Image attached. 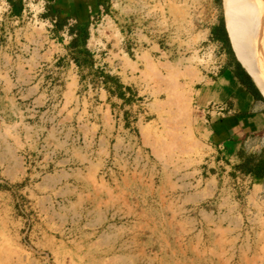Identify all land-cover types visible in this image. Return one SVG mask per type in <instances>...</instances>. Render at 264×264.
<instances>
[{
    "label": "rangeland",
    "instance_id": "1",
    "mask_svg": "<svg viewBox=\"0 0 264 264\" xmlns=\"http://www.w3.org/2000/svg\"><path fill=\"white\" fill-rule=\"evenodd\" d=\"M24 4L0 0V264H264V195L196 129L223 0H112L74 46Z\"/></svg>",
    "mask_w": 264,
    "mask_h": 264
},
{
    "label": "crops",
    "instance_id": "2",
    "mask_svg": "<svg viewBox=\"0 0 264 264\" xmlns=\"http://www.w3.org/2000/svg\"><path fill=\"white\" fill-rule=\"evenodd\" d=\"M42 17L53 19L47 38L55 45L80 43L92 24L110 14L112 0H36ZM9 15L24 11V0H3ZM211 3L209 11H214ZM224 19V18H223ZM207 37L218 47L217 66L204 74L196 88L194 105L199 112L197 133L233 171L264 195V95L237 59L225 23L213 18ZM65 53V50H63ZM96 67V64H93ZM16 73L9 76L15 80ZM1 89V88H0ZM99 94V93H97Z\"/></svg>",
    "mask_w": 264,
    "mask_h": 264
},
{
    "label": "bare ground",
    "instance_id": "3",
    "mask_svg": "<svg viewBox=\"0 0 264 264\" xmlns=\"http://www.w3.org/2000/svg\"><path fill=\"white\" fill-rule=\"evenodd\" d=\"M231 47L264 95V0H223Z\"/></svg>",
    "mask_w": 264,
    "mask_h": 264
},
{
    "label": "built area",
    "instance_id": "4",
    "mask_svg": "<svg viewBox=\"0 0 264 264\" xmlns=\"http://www.w3.org/2000/svg\"><path fill=\"white\" fill-rule=\"evenodd\" d=\"M25 1L28 3V2H32V3H35V4H39L36 0H24V3H25ZM27 5H25L24 4V11H22V13L20 14L21 16H22V14L25 12V7H26ZM39 8H40V10H39V13L37 14V15H42L43 14V12H42V7H41V5L39 4ZM6 10V12H7V9H5ZM7 14H9L8 12H7ZM9 16H11V15H9ZM21 16H18V17H14V16H11L10 18L11 19H17V18H19V17H21ZM32 17H33V15H32ZM41 20V21H40ZM39 21L40 22H44L47 26H46V28H48V29H50L51 28V25L54 23V20L53 19H50V20H45V19H42V18H40L39 19ZM211 43H213V42H211ZM214 44V43H213ZM199 51L200 52H202V47H201V49L199 48ZM218 51L216 52V54H215V64H214V66L212 67V68H214L215 66H217V57H218ZM56 61V60H55ZM44 66V64H39L38 65V69H39V71L42 69V67ZM46 69V68H45Z\"/></svg>",
    "mask_w": 264,
    "mask_h": 264
}]
</instances>
